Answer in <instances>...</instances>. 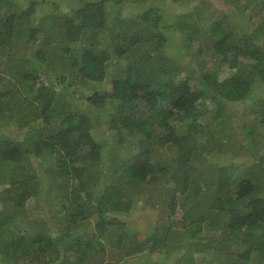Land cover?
Segmentation results:
<instances>
[{
	"label": "trees",
	"instance_id": "obj_1",
	"mask_svg": "<svg viewBox=\"0 0 264 264\" xmlns=\"http://www.w3.org/2000/svg\"><path fill=\"white\" fill-rule=\"evenodd\" d=\"M248 1L259 18L253 35L209 19V5L192 7L193 19L179 17L174 29L195 64L176 61L163 45L166 36L145 26L160 24L161 6L133 21L117 17L110 39L118 58L127 54L129 64L113 91L88 95L83 88L103 81L111 66L106 45L95 51L97 32L107 25L108 5L126 0H0L1 260L111 264L118 252H106L108 241L122 251L118 257L139 256L128 264L165 263L163 256L167 264H264V99L253 100L260 107L246 105L257 80L264 81V0ZM129 24L136 26L132 33ZM79 41L89 45L74 48ZM144 43L150 47L141 54ZM223 67L231 75L222 77ZM195 78L203 87L190 86ZM89 101L99 116L87 110ZM236 111L253 118L229 123ZM180 126L185 133L178 132ZM98 127L106 128L102 135ZM107 131L118 138L114 158L106 156L112 146ZM233 139L231 154L242 159L223 155L196 175L197 151L210 153V142L221 151ZM40 157L42 172L34 162ZM42 174L50 182L41 192ZM160 175L175 184L169 187L172 198L160 200L167 215L144 224L142 232L141 223L133 228L125 217L134 213L137 195L153 192L147 183ZM40 193L41 203L47 199L49 209L55 204L61 210L60 233L67 241L52 235L57 227L45 217L12 226ZM85 223L93 231L73 237L76 229L85 233Z\"/></svg>",
	"mask_w": 264,
	"mask_h": 264
},
{
	"label": "rangeland",
	"instance_id": "obj_2",
	"mask_svg": "<svg viewBox=\"0 0 264 264\" xmlns=\"http://www.w3.org/2000/svg\"><path fill=\"white\" fill-rule=\"evenodd\" d=\"M20 1V0H19ZM22 1V0H21ZM50 2H57V0H49ZM64 1H70V0H62ZM146 2H143L142 0H126V2L124 4H120V5H114V3H111L108 5L107 8V13H108V18H107V25L99 30L97 32L96 35V44H95V51L97 53L100 52V44H104L108 47L109 51L112 52V59H110L108 62L111 64L109 71H108V75L105 77V79L101 82L98 81H94L93 82V87L90 89H88L87 87L83 88L85 89L86 92H89L88 95H90L93 92H97V93H105V92H111L113 91L114 87H115V82L120 78L119 73L122 72L127 64H129V61L126 60V56L127 54H125L124 56L119 57L117 55V52H114V47L112 46V42L110 39V29L113 25V22H115V20L117 19V17L120 18H124V17H129L131 18V20H136L138 18V14L142 13L144 10H147L149 7H157V6H161L162 10H163V17H162V21L160 22V24L158 26H154L153 24H145V26L150 27L154 32H156L157 34H163L166 36V40L164 41L163 45H165L166 50L169 52V54L175 58L176 61H187L188 59H194L191 60L190 63H196V59L195 57H193L192 55H189L187 52V44L185 43V40H183V38H181L179 35L180 31H175L174 28H176V24L179 22V17L180 18H184L181 15H184L186 18H191L193 19L194 16H192V12L191 9L192 7H196V6H207L209 5L211 7V10L207 13V17L211 20L217 19L219 18L221 21L223 20L224 26H231L234 27L235 25H239V27H245L250 34H254L257 31V24H256V20H258V17H255V12L256 9L253 8L254 7V3L248 1V0H205V3L203 4L202 1L200 0H181L178 3L172 2V0H145ZM166 2V3H164ZM62 3V2H61ZM45 8L47 9L48 6L46 5ZM61 12V10L59 11ZM35 21V19L33 20ZM129 21V20H128ZM133 25V23H131ZM131 24H129V33H132V31H134L136 29V26L132 27ZM38 24L37 22H34V24L32 25V27H37ZM118 28V27H117ZM173 31V32H172ZM37 35V34H36ZM35 35V36H36ZM156 37V36H155ZM153 36V38L155 40H157ZM37 39V38H36ZM38 41V39L36 40ZM95 41V40H94ZM87 47L89 45V43L86 42H82L79 41L77 43H75L73 45L74 48H80L81 46ZM199 45H201V43H199ZM150 47V45L147 44H143V47H141L140 51L142 54V51L146 48ZM198 47V46H197ZM114 52V53H113ZM193 64V65H194ZM222 73L221 76L222 77H228L229 75H231V70L228 67H223L222 68ZM203 80L200 78H195L194 80L191 81V85L192 88H200L203 87ZM76 85V84H75ZM57 86L60 88H63L61 84L57 83ZM77 86V85H76ZM79 87V86H78ZM77 89V87H76ZM253 93L251 96H249V98L246 101V105H255L256 107H260L261 106V102L259 101H253L258 97H261L264 99V81L261 79H258L257 82L255 83V86L253 88ZM77 95H73V97H76ZM79 97V96H77ZM83 100L82 98H79L75 103L76 105H80L81 102ZM89 104V105H88ZM87 104L86 108H89L87 110L90 111V113H92L95 117L99 116V113L101 114V111H98V109H95L92 104L89 103ZM232 104V103H231ZM237 108H241V107H237ZM244 108V107H243ZM241 110V109H240ZM239 110V111H240ZM237 112V111H236ZM253 118V115H251V113L245 117V111L244 112H237L236 117H235V121L232 122L231 120H229V123H234L237 125H240V123H244L249 122L251 119ZM104 120V116L102 117V121ZM106 122V120H104V123ZM175 124H178L179 122H174ZM12 124V123H11ZM4 127H7V129H11L14 128V126H9V125H5ZM185 127V126H184ZM106 128H102V127H98L96 132L99 133V135L103 134V132L105 131ZM8 132L9 131H5ZM179 133H185L186 132V128H182L181 126L179 127L178 130ZM10 134H14V133H10ZM17 134V133H16ZM15 134V135H16ZM115 133H111L110 131H107V140L110 141L112 143V146L107 149L106 151V156L107 158H114L115 155H117V153H119V149L118 146H116V139L117 136L113 135ZM203 139L205 140V138L203 137ZM224 139V137H223ZM234 142L232 145L228 146V145H223L221 146V151L218 150V148L216 147V143H212L210 142L208 144V149H212L211 152L209 153L207 150H200L199 152L197 151L196 153H198V159L197 162L194 164L196 169H197V174H199V172H208L206 169L211 167L212 163L216 162L217 160H219L221 157H224L223 155H227L229 157H232L233 161H239L240 158L239 156H232V152L231 150L233 149L234 144L237 142V140L233 139ZM239 140L243 143L242 138H239ZM225 141V139H224ZM205 142L207 143V141L205 140ZM226 142V141H225ZM224 142V143H225ZM115 144V145H114ZM234 155V154H233ZM161 158V157H160ZM254 159V157H253ZM252 159V160H253ZM263 163L264 160L262 158H260ZM225 161V159H223ZM222 160V161H223ZM223 161V162H224ZM246 161V160H245ZM35 164L38 167V170L40 172H42V168L40 162H43V157H40L39 160H35L34 161ZM251 163H258V162H253L250 160ZM225 163V162H224ZM210 170V169H209ZM162 173L165 174L168 169H166V165L164 167V169L162 168ZM160 172V171H159ZM157 179L154 181V183H147V187L148 186L154 188L153 192L151 190H146V192H144V194H139L137 195L134 199V204L135 207H133V214L129 213L125 219H129V223L135 227H139V225H141L140 228H138L139 230H141L142 232H145V227H143L144 224H148V223H152V221L156 220L158 216H162V215H167V208L164 207V205H162L160 203L163 200H170L172 198L171 193H169V187H173V185H175L173 182L168 183L166 178H161V175L156 177ZM49 177L48 175L42 174V178H41V192L42 189L44 188H48L49 187V182L50 180H48ZM154 184V185H153ZM160 191H164L163 196L159 195ZM153 194V195H152ZM180 195V197H182V192ZM161 196V197H159ZM177 198H179V196L176 195ZM43 200V198L41 197V193L39 194V196H37V198L32 199V201L29 203L28 205V211H30L27 215L24 216H20L17 217V219L12 223V226L17 227L20 225H27L28 222L30 221V219H32L33 217H45L48 219L49 223L52 226H56L57 230L56 233H53V236L56 237H60L61 242H65L67 241V239H63L61 234L64 235V233H60L64 232V223L60 222L64 219L63 215L60 213L61 210L59 209L58 205H54L53 209H49V207H47V205L45 204L46 201H48L47 199H45V201L43 203H41ZM147 202H151L153 207H149V204ZM55 203V202H54ZM177 210L179 211L180 209L177 208ZM86 214H90V212L86 211ZM180 215V211L179 214ZM135 218V220H133ZM138 223H141L138 225ZM153 224V223H152ZM80 226H86V228L82 231H85V233L83 234L82 232L78 231L76 228L75 230V235L73 237H79L82 235V237L84 235H86L87 232H92L93 231V226H90L88 224H83ZM145 231H144V230ZM142 238H144V233L140 234V237L138 238L139 240H141ZM129 243V242H128ZM58 244V248L59 246H61V244H59V242H57ZM129 245V244H128ZM106 246H107V253H110V251H114L115 253L118 252L116 254V258L115 260L112 261L111 264H128V262L133 259L134 257L137 258L139 257L138 255H129L128 252H124L120 257L119 253H122V251H119V248H117L116 246H113L112 243H109L108 241L106 242ZM132 247L134 250V245L132 242ZM137 251V250H136ZM140 255V253H139ZM127 259V260H126ZM135 260V259H134ZM159 260H163L165 261V263H161V261H158L159 264H167L169 263V259L166 256H163L162 258H160ZM96 263V262H95ZM98 263V262H97ZM0 264H9L8 262H5L3 260L0 259ZM84 264H87L84 262Z\"/></svg>",
	"mask_w": 264,
	"mask_h": 264
}]
</instances>
